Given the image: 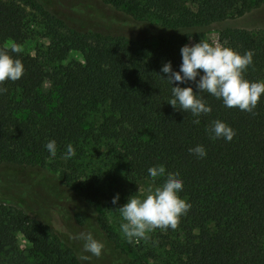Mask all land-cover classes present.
I'll use <instances>...</instances> for the list:
<instances>
[{
    "label": "trees",
    "instance_id": "trees-1",
    "mask_svg": "<svg viewBox=\"0 0 264 264\" xmlns=\"http://www.w3.org/2000/svg\"><path fill=\"white\" fill-rule=\"evenodd\" d=\"M100 1L135 21L142 35L104 33L99 22L106 20L68 0H0V49L10 51L9 42L19 47L30 36L25 6H31L67 31L53 49L55 58L65 59L71 52L81 56L64 67L61 82L51 78L45 94L48 73L40 59L21 50L11 53L25 71L20 79L0 84L6 89L0 94V264H90L80 260L82 246L75 233L71 237L54 226L50 214L58 208L70 218L85 208L93 211L80 215V225L98 218L111 250L122 255L123 264H134L104 218L95 215V205L112 176L153 184L148 169L161 164L180 173L181 197L191 208L174 230L160 229L159 244L144 248L145 255L159 264H264V95L250 113L226 108L202 93L212 111L197 118L167 103L172 85L161 72L169 61L179 70L182 46L211 43L207 34L213 25L241 18L264 0ZM74 15L96 28L80 21L78 27ZM218 42L241 53L254 51L245 78L264 80V29L224 27ZM179 86L195 90L192 81ZM195 119L200 123L194 124ZM215 120L235 130L230 142L213 138ZM50 140L57 143L56 157L45 148ZM68 144L76 154L65 160ZM197 145L205 147V158L189 152ZM48 164L66 165L67 170L57 177ZM69 201L78 207L75 216L66 207ZM18 234L26 239V248Z\"/></svg>",
    "mask_w": 264,
    "mask_h": 264
},
{
    "label": "clouds",
    "instance_id": "clouds-1",
    "mask_svg": "<svg viewBox=\"0 0 264 264\" xmlns=\"http://www.w3.org/2000/svg\"><path fill=\"white\" fill-rule=\"evenodd\" d=\"M20 48L10 46V51L0 49V84L6 80L16 81L25 71L21 59L11 53H19ZM182 62L178 71H174L171 61L165 63L161 72L166 74L167 82L172 85L171 99L168 104L173 108L194 117L206 115L212 111L202 93H207L221 100L226 108H238L241 111L252 112L264 95V80L250 81L245 78L246 69L254 62V51L243 53L226 45L209 43L200 40L195 44H186L180 49ZM199 78V79H197ZM189 81L195 82L193 87H181ZM179 82V84H177ZM176 85V86H174ZM6 89L0 87V94ZM194 124L200 120L195 119ZM210 131L214 139L222 138L230 142L235 136V130L226 122L215 120ZM45 148L51 157L57 155V143L50 140ZM189 152L197 158H205L207 151L203 145L190 148ZM72 144H68L62 158L68 160L75 156ZM148 175L153 178V185L158 178H164L158 186H150L147 194L141 192L128 198L127 203L116 210L122 218L120 230L129 243L147 239L148 234L156 230L175 229L182 216L186 215L191 204L181 197L184 181L179 172L166 171L164 165L153 166L148 169ZM120 195L117 193L112 204H118ZM74 239L83 241V253L99 258L104 249L103 241L95 238L92 232H80ZM81 254L80 260L88 261L90 256Z\"/></svg>",
    "mask_w": 264,
    "mask_h": 264
},
{
    "label": "rangeland",
    "instance_id": "rangeland-1",
    "mask_svg": "<svg viewBox=\"0 0 264 264\" xmlns=\"http://www.w3.org/2000/svg\"><path fill=\"white\" fill-rule=\"evenodd\" d=\"M68 1H71L75 8L79 7V9L83 12L99 16L102 20H106V22L103 23L101 21L99 22V29H101V31H103L104 33L121 34L129 37H139L140 35H142L141 30L138 28V24L127 17L120 9H116L111 5L104 4L100 0ZM53 6L55 10H62L59 5L53 4ZM25 7L28 13L31 34L25 41H23L19 45V48L23 53L31 56H37L40 59L41 63L45 67V71H47L48 73L46 77L47 79L43 84V92L45 94H49L51 88V78L54 76L57 81L61 82V79L63 78L62 72L64 70V67H66L68 63L73 60H81V56L78 52H71L65 59H56L52 52L54 47L58 43L62 42L63 37L67 33L66 29L59 22L54 20L52 16L49 17L31 6ZM53 8H50L49 11H53ZM74 18L78 23L80 21V23L87 25V27L90 26L91 29L96 28L93 27L94 25L92 24V22H90V20L80 17L78 21V17L76 15H74ZM111 20H114V22L116 21L127 23V25H129H126L125 27L121 25H114ZM80 23L79 25L76 23L75 24L80 27ZM224 27H238L254 30L264 29V5L259 8L253 9L251 12L247 13L241 18L230 19L224 23L213 25L208 30L207 34V38L211 43L219 44L218 31ZM150 31H152V29L149 30V32ZM188 44H191V42H188ZM7 45L11 46L12 42H9ZM90 118L93 119L94 116H90ZM59 165L50 166L48 164L47 168L58 177L61 175L63 170H67L65 169L66 165ZM118 166L119 165H117L115 168L117 169ZM118 171L121 172V168H118ZM120 176H122L120 177V180H117L116 176H112L113 182L109 186L101 188V190L99 191V196L95 205L96 209L94 210L95 215L99 214L102 218H104L108 230L113 234L114 239H116V241H118L123 249L129 254L128 257L130 261L134 262V264H159L155 262L154 259L145 255L143 250L144 248L150 249L151 247L159 244L157 238L159 237L161 230L157 228L156 230L148 234L147 239H141L136 242L129 243L120 230L122 218L119 214V211L116 210L118 207H121L125 203H127V200L130 196L139 194V189L146 195L147 189L150 186L154 185L151 182H140L138 184H132L130 179L123 177L124 175ZM117 193H119L120 195V200L118 204L113 205L112 199ZM72 202L69 201V205H67L66 207H68L71 213L75 216L78 207L74 205V202ZM4 204L20 209V207L14 203L5 202ZM55 211H58L57 214H53ZM65 211L66 210H63L62 208L52 210L53 213L50 215H52V218H54L52 221L56 228H59L60 230H62V232L67 233V235L71 237L74 233V235H76L80 232L90 231L93 233L95 238L103 241L105 244V249L99 258L91 256L90 253H84L85 255L90 256V260H88V263L123 264L122 262H125V260L122 258V255L111 250V243L108 241L109 239L106 233L102 231L98 223V218L89 226L85 225L82 227L80 225L81 221L83 220L80 215H86L87 213L89 215H92V213L94 214L93 211L85 208L83 212L79 214L78 218H70V215H66ZM77 228L79 232L77 231ZM98 234H100L101 236ZM18 240L21 247L26 248L28 246V243L23 235L18 234ZM71 240L73 241L74 239ZM78 243L82 246L81 250L83 252V241L78 240Z\"/></svg>",
    "mask_w": 264,
    "mask_h": 264
}]
</instances>
